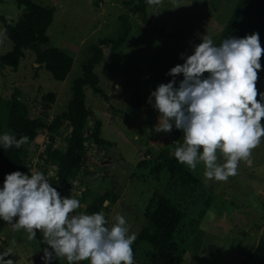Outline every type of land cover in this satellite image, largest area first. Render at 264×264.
I'll return each mask as SVG.
<instances>
[{
  "label": "rangeland",
  "instance_id": "obj_1",
  "mask_svg": "<svg viewBox=\"0 0 264 264\" xmlns=\"http://www.w3.org/2000/svg\"><path fill=\"white\" fill-rule=\"evenodd\" d=\"M32 1L54 13L47 31L50 44L67 48L65 40H68L78 45L79 50L75 53L67 50L73 54L74 64L65 80L55 79L49 70L36 62V56L30 50L26 51L18 68L6 66L0 70V132L8 128L10 101L17 91L33 116L43 114V98L50 93H56V97L47 109L48 119L67 110L74 94V81L83 75V64L91 54V45L98 43L100 38H116L122 29L119 16L128 14L133 23L130 36L117 51L104 46V58L95 69L101 91L95 93L91 87H86V104L93 117L90 128L93 129L97 119L100 120L102 137L118 146V153L112 154L115 157L112 163L107 149L96 145L91 146L89 152V161L97 165L100 156L105 161L110 160L97 170L102 169L103 173L115 170L114 178L100 182V190L115 179L121 193L120 199L108 206L106 218L111 223L116 213L125 216L130 231L137 237L147 223L150 202L164 195L185 213L183 264H241L264 236V142L253 150L252 164L241 162L237 175L227 181L206 179L200 164L196 170L186 166L200 179V185L195 189L174 185L170 172L157 170L155 162L159 160L161 150L170 147L177 135L173 130L159 133L154 130L157 113L146 103L150 90L171 79L165 75L168 69L183 62L179 53H190L191 45L200 42L197 33L206 34L207 31L217 43L239 0H164L156 8L148 5L152 19L150 26L132 13L136 0ZM154 10L160 12L151 14ZM21 14L17 0H0V16L17 21ZM11 48L12 42L0 21V54H6ZM44 135L43 130L37 141ZM55 139H60L58 144ZM64 145L66 139L49 138L40 155L33 152L27 159L39 156L37 166L40 171L44 172L46 168L44 173L48 179H55L56 174H49L48 166L57 167V163L48 158V153L53 146L61 149ZM143 151L147 155H142ZM145 160L149 165L139 167ZM54 179L50 180L53 186L56 185ZM78 199L85 204L83 196ZM80 211L87 210H76L77 213ZM225 216L228 226L219 225ZM3 234L2 251L5 248L13 251L6 259H12L14 264H35V259L42 255L41 249L45 245L39 230L37 237L29 240L26 232L13 231L8 224ZM152 255V246L140 243L134 254V264H148ZM56 261L66 264L63 259Z\"/></svg>",
  "mask_w": 264,
  "mask_h": 264
},
{
  "label": "clouds",
  "instance_id": "obj_2",
  "mask_svg": "<svg viewBox=\"0 0 264 264\" xmlns=\"http://www.w3.org/2000/svg\"><path fill=\"white\" fill-rule=\"evenodd\" d=\"M145 2L156 8L164 0ZM197 35L200 42L191 45L190 53H179L183 62L168 69L165 75L171 79L150 90L146 103L157 113L156 132H181L182 142L171 150L177 163L191 170L202 164L206 179L227 181L237 175L241 162L252 164L253 150L264 142V90L259 83L264 47L255 31L229 35L219 44L207 31ZM28 141L27 135L0 132L2 149ZM83 207L39 170H13L0 181V221L13 231L23 230L29 240L39 230L43 264L61 259L66 264H134L136 234L125 216L116 213L109 223L101 211L76 212ZM12 253L10 248L0 251V264H14L6 259Z\"/></svg>",
  "mask_w": 264,
  "mask_h": 264
},
{
  "label": "trees",
  "instance_id": "obj_3",
  "mask_svg": "<svg viewBox=\"0 0 264 264\" xmlns=\"http://www.w3.org/2000/svg\"><path fill=\"white\" fill-rule=\"evenodd\" d=\"M17 4L22 9V14L17 21L0 16L4 33L12 42V48L6 54H0V70L6 66L18 68L20 62L26 57V51L30 50L35 54L36 62L49 70L55 79L65 80L73 67L74 56L67 51L69 49L50 44L47 31L54 19V13L32 0H17ZM132 13L139 15L145 25L152 24L145 0H136ZM119 19L122 29L116 38H100L98 43L91 45V54L83 64V75L74 81V94L67 110L58 113L52 120H49L47 109L51 108L56 97V93H50L43 98V107L45 108L43 114L33 116L21 98L20 92L17 91L13 95L10 101V118L6 131L15 134L17 138L27 135L29 141L21 145L20 148H0V179H3L4 173L13 170L19 169L27 172L26 159L42 129H47L49 133L66 139L64 147L61 146L60 149L53 146L48 153L59 167L60 186L57 188L60 192H63L67 182L75 177L84 165L86 169L83 170V174L86 179L83 180V183L85 184L87 181L91 173V168L89 169L86 165L89 160L91 143L109 150V156L112 158L111 163L113 162L115 154L118 153V146L115 142L102 137V122L100 120L97 119L94 128H90L89 122L93 117L86 104V87H91L95 93L101 91L100 78L95 69L104 58L103 47L111 46L117 51L127 41L133 30V23L128 14H121ZM253 31L260 34L261 46L264 47V0H239L217 44L229 35L242 37L245 33L251 34ZM261 63L264 67V55L261 57ZM259 75V83L264 90V71H261ZM70 127L72 130L68 131ZM173 132L177 138L173 139L170 147L161 150L155 167L157 170H168L175 180L174 185L195 189L196 185L201 184L200 179L189 171L186 165L177 163L171 155V150L183 139L179 130L173 129ZM148 165L149 163L145 160L140 163L139 167ZM114 171L113 169L109 173H103L100 181L103 182L108 177L114 178ZM90 186L89 183L82 192L87 212L101 211L105 215L108 208L106 202L115 203L120 198L121 193L117 189L116 180L112 179L110 185L102 187L101 191L93 190ZM146 219L145 227L133 242V253H137L140 243L146 242L153 249V255L148 264H183L187 224L183 210L163 195L150 202ZM7 225L8 223L0 221V235H4L3 231ZM0 251H2V243H0ZM41 256L35 259V264H43ZM52 264L60 263L54 260ZM241 264H264V236L253 246L251 253Z\"/></svg>",
  "mask_w": 264,
  "mask_h": 264
},
{
  "label": "built area",
  "instance_id": "obj_4",
  "mask_svg": "<svg viewBox=\"0 0 264 264\" xmlns=\"http://www.w3.org/2000/svg\"><path fill=\"white\" fill-rule=\"evenodd\" d=\"M43 130L45 131L44 136H46V137H44L41 141L36 140L32 145L33 146V152H37L38 155L41 154L42 149H43V147L46 146V142L49 141V138L51 139V135H50L51 133H49V131L47 129H43ZM56 141L57 140H55V142ZM91 145L96 146L95 143H91ZM142 155H147V152L143 151ZM38 159H39V156H37L35 159L28 158L26 160V165H27L26 167H28L29 169H32V170H39L40 171V168H38V166H37L38 165ZM48 164H51V163L49 162ZM52 165L48 166L49 167L48 172H49V174H51V173L56 174V177L54 179V178H51L49 175V177H50L49 181L54 179L56 182L55 187H58V186H60V183L58 181L59 167H58V165H57V167L52 166ZM86 165L90 169V166L88 165V163H86ZM28 168H27V172H28ZM52 168H55V171H53ZM84 169H86L85 165L83 166V169H81V171L83 172ZM45 170H47V169L44 168V172H45ZM83 189H84V186H83V183L81 181H68L67 184L64 186L63 192H61V194L62 195H69L70 194V195H75L77 198L78 197L81 198ZM83 209L86 210V206H84Z\"/></svg>",
  "mask_w": 264,
  "mask_h": 264
},
{
  "label": "crops",
  "instance_id": "obj_5",
  "mask_svg": "<svg viewBox=\"0 0 264 264\" xmlns=\"http://www.w3.org/2000/svg\"><path fill=\"white\" fill-rule=\"evenodd\" d=\"M71 128V127H70ZM70 128H69V130L68 131H70ZM43 133V130L40 132V135ZM47 133V132H46ZM48 134V133H47ZM51 135V138L52 137H54V138H56V136L57 135H53V134H50ZM45 136H43L42 138H41V140L44 138ZM38 139V138H37ZM40 140V141H41ZM55 140H57L56 142H57V144H58V142L60 141L59 139H55ZM31 153H33V146L31 147V149H30V152H29V154H31ZM48 158H51L50 156L48 157ZM98 159H99V161H100V163H98V165H97V163H93L92 161H87V163H88V165L90 166V168L91 169H93L94 171H95V175L92 177V180L89 182L90 184H91V188L93 189V190H96V191H101L100 190V188H99V186H100V180L102 179V175H103V172H102V169L99 171V170H97V167L99 168H102V166H104V163H105V160L100 156V157H98ZM50 160H52V159H50ZM54 162V161H53ZM55 163V162H54ZM56 164V163H55ZM46 171V170H45ZM85 176H84V174H83V172L80 170L78 173H77V175L75 176V177H73L72 179H70L69 181H81L82 183H83V180L84 179H86V177L84 178ZM3 179H1L0 181H2ZM53 181H55V180H53ZM54 184H56V182L54 183ZM83 186H85V184L83 183ZM102 188V187H101ZM120 199V198H119ZM111 203H110V201H107L106 202V205H108L109 207H111L112 205H110ZM83 206H86L85 204L83 205ZM109 210H108V208H107V210H106V212H105V217H106V215L108 214L107 212H108Z\"/></svg>",
  "mask_w": 264,
  "mask_h": 264
},
{
  "label": "water",
  "instance_id": "obj_6",
  "mask_svg": "<svg viewBox=\"0 0 264 264\" xmlns=\"http://www.w3.org/2000/svg\"><path fill=\"white\" fill-rule=\"evenodd\" d=\"M65 45L66 47L70 50V51H73L74 53L75 52H78L79 50V46L68 41V40H65ZM72 130V128H70V131ZM105 162H110V160H106ZM95 175V171L93 169H91V173H90V176L87 178V181L85 182V188L86 186H88L89 182L92 180V177ZM219 225L221 226H228V223H227V220H226V216L224 217L223 221L221 222H218ZM1 242V241H0ZM197 264V263H195Z\"/></svg>",
  "mask_w": 264,
  "mask_h": 264
}]
</instances>
